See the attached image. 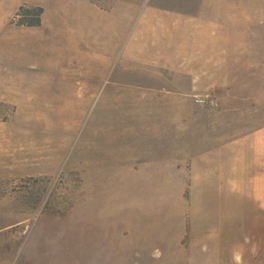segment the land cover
I'll return each instance as SVG.
<instances>
[{
	"label": "crops",
	"instance_id": "obj_1",
	"mask_svg": "<svg viewBox=\"0 0 264 264\" xmlns=\"http://www.w3.org/2000/svg\"><path fill=\"white\" fill-rule=\"evenodd\" d=\"M15 1L0 0L1 55ZM187 3L147 8L127 47L142 50L134 65L152 106L139 114L154 117L142 128L161 156L126 157L89 186L155 194L89 223L88 253L110 250L119 264H264V0ZM204 96L214 105L194 102Z\"/></svg>",
	"mask_w": 264,
	"mask_h": 264
},
{
	"label": "rangeland",
	"instance_id": "obj_2",
	"mask_svg": "<svg viewBox=\"0 0 264 264\" xmlns=\"http://www.w3.org/2000/svg\"><path fill=\"white\" fill-rule=\"evenodd\" d=\"M187 1H15L43 13L37 27L11 24L0 54V264H119L110 250L88 253L89 223L155 192L89 186L126 157L161 156L142 128L154 117L139 114L152 106L134 65L142 50L127 47L143 11Z\"/></svg>",
	"mask_w": 264,
	"mask_h": 264
},
{
	"label": "trees",
	"instance_id": "obj_3",
	"mask_svg": "<svg viewBox=\"0 0 264 264\" xmlns=\"http://www.w3.org/2000/svg\"><path fill=\"white\" fill-rule=\"evenodd\" d=\"M43 9L39 6L20 5L12 20L11 24L23 27H37L41 23Z\"/></svg>",
	"mask_w": 264,
	"mask_h": 264
},
{
	"label": "built area",
	"instance_id": "obj_4",
	"mask_svg": "<svg viewBox=\"0 0 264 264\" xmlns=\"http://www.w3.org/2000/svg\"><path fill=\"white\" fill-rule=\"evenodd\" d=\"M194 102L197 103V104H199V105L207 106V107H210V106H213L214 105L213 99H211L208 96L195 98Z\"/></svg>",
	"mask_w": 264,
	"mask_h": 264
}]
</instances>
